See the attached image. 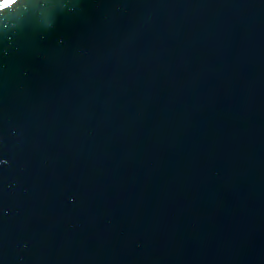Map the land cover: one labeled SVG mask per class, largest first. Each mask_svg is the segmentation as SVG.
Here are the masks:
<instances>
[{
	"label": "water",
	"instance_id": "95a60500",
	"mask_svg": "<svg viewBox=\"0 0 264 264\" xmlns=\"http://www.w3.org/2000/svg\"><path fill=\"white\" fill-rule=\"evenodd\" d=\"M0 264H264V0H0Z\"/></svg>",
	"mask_w": 264,
	"mask_h": 264
}]
</instances>
